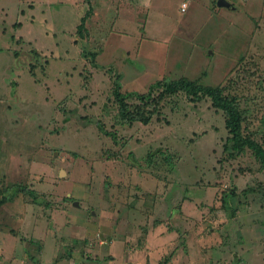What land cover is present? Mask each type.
I'll return each mask as SVG.
<instances>
[{
    "label": "rangeland",
    "instance_id": "rangeland-1",
    "mask_svg": "<svg viewBox=\"0 0 264 264\" xmlns=\"http://www.w3.org/2000/svg\"><path fill=\"white\" fill-rule=\"evenodd\" d=\"M226 1L0 0V264H264V170L225 114L135 94L224 86L264 148V0Z\"/></svg>",
    "mask_w": 264,
    "mask_h": 264
},
{
    "label": "trees",
    "instance_id": "trees-1",
    "mask_svg": "<svg viewBox=\"0 0 264 264\" xmlns=\"http://www.w3.org/2000/svg\"><path fill=\"white\" fill-rule=\"evenodd\" d=\"M85 18L81 19V23L78 25V31L84 27ZM120 74L117 75V79ZM164 85L163 93L167 95L175 94L179 91L185 92L192 98L208 97L212 100L214 106L221 110L225 114V126L231 134L230 140L232 142V148L238 152L244 148H248L253 153L254 157L259 161L260 167L264 170V148L260 143L251 139L249 136L244 135L242 112L236 104V98L225 95L224 86H208L200 83L197 80H190L185 77L176 79L175 81L169 82L167 80L156 81L149 86L148 92L145 94L135 93L138 99L149 100L150 92L155 86L160 87ZM114 94L117 97V101L120 104V114L122 119L133 120L131 117H127L125 113L126 104L123 101L122 94L119 93L120 86L115 82ZM7 186L0 185V206L7 203L12 199L11 196H4L1 192L6 191ZM17 191L25 192V189L18 187ZM31 195H34L33 191H26ZM2 194V196H1ZM2 230V229H1Z\"/></svg>",
    "mask_w": 264,
    "mask_h": 264
},
{
    "label": "water",
    "instance_id": "water-1",
    "mask_svg": "<svg viewBox=\"0 0 264 264\" xmlns=\"http://www.w3.org/2000/svg\"><path fill=\"white\" fill-rule=\"evenodd\" d=\"M217 7L219 8H226V9H233L231 3L226 0H217ZM211 52H208L210 54Z\"/></svg>",
    "mask_w": 264,
    "mask_h": 264
},
{
    "label": "built area",
    "instance_id": "built-area-1",
    "mask_svg": "<svg viewBox=\"0 0 264 264\" xmlns=\"http://www.w3.org/2000/svg\"><path fill=\"white\" fill-rule=\"evenodd\" d=\"M185 7H186V4H183V6H182L183 10L185 9Z\"/></svg>",
    "mask_w": 264,
    "mask_h": 264
},
{
    "label": "crops",
    "instance_id": "crops-1",
    "mask_svg": "<svg viewBox=\"0 0 264 264\" xmlns=\"http://www.w3.org/2000/svg\"><path fill=\"white\" fill-rule=\"evenodd\" d=\"M12 238H16V237L13 236Z\"/></svg>",
    "mask_w": 264,
    "mask_h": 264
}]
</instances>
